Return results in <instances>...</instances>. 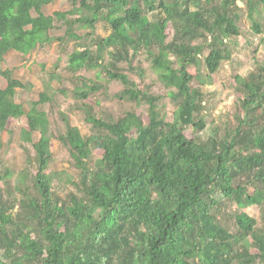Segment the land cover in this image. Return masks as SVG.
<instances>
[{
	"label": "trees",
	"instance_id": "16d2710c",
	"mask_svg": "<svg viewBox=\"0 0 264 264\" xmlns=\"http://www.w3.org/2000/svg\"><path fill=\"white\" fill-rule=\"evenodd\" d=\"M55 1L0 0V81L7 83L0 131L27 118L23 170L2 158L0 138V264H264V66L235 77L237 124L224 134L205 131L200 89L230 56L225 39L240 36L237 0H70L64 12L46 15ZM244 1L254 21L264 15V0ZM99 22L109 34L95 39ZM57 24L65 31L56 41L79 42L68 70L103 74L122 86L117 98L135 104L97 116L89 100L101 83L75 84L70 95L92 132L83 135L61 112L65 130L55 138L78 171L67 176L65 196L54 185V132L40 108L52 97L40 93L27 110L16 96L29 87L2 69L9 54L51 44ZM254 27L261 33L258 21ZM145 61L167 89L170 119L161 96L128 73L144 78ZM229 203L237 206L232 229L217 216ZM250 206L259 207V219L241 211Z\"/></svg>",
	"mask_w": 264,
	"mask_h": 264
},
{
	"label": "rangeland",
	"instance_id": "374dc122",
	"mask_svg": "<svg viewBox=\"0 0 264 264\" xmlns=\"http://www.w3.org/2000/svg\"><path fill=\"white\" fill-rule=\"evenodd\" d=\"M258 0H254L256 3ZM70 0H56L55 3L46 7L44 13L53 15L56 12H64L69 8ZM237 8H232L237 14V26L240 36L225 39L229 47L230 56L222 61L218 72L214 76L213 83L201 87L202 103L205 104L204 113L207 120L205 131L217 129L219 134H224L225 126L232 127L237 124L236 113L238 112V100L240 92L238 91L235 77L248 76L249 73L258 72L264 66V15L256 19L260 23L261 33L255 31L254 20L249 16V8L244 0H237ZM256 18V17H255ZM58 29L50 34L53 38L51 44L38 47L31 54L24 56L19 53H11L6 57L2 69L13 72L14 77L29 88L24 91H18L16 99L29 110L34 101L39 100L40 93L48 91L52 100L40 106L50 119V129L54 132L51 138L50 150L52 152V161L50 169L57 172L58 176L54 180V185L59 194L65 196L71 190L69 183L66 182L68 175L76 177L78 171L72 169L68 150L64 148L55 136L65 130L64 114L72 126L79 128L83 135H89L92 132L91 126L84 122V113L81 110V103L76 101L70 95L75 84L81 80H94L100 82L101 89L92 94L89 100L95 115L102 117H116L125 110L134 108L135 104L131 100L119 99L115 93L121 91L122 86L111 82L109 84L102 81L103 74L96 71H80L73 73L67 68V57L73 48L79 44L73 41L60 43L56 41L58 37L64 36L65 28L57 24ZM84 34L83 31L80 32ZM109 34L108 28L104 23L96 24L91 31V37H106ZM135 62V61H134ZM126 67L125 64H123ZM145 68V77L138 76V71L128 72L130 77L137 82L140 88L145 91L160 95L158 105L166 112V119H170L173 112V105L170 97L166 94L167 89L157 79L156 74L150 69L149 64L143 62ZM136 71V72H135ZM108 81L107 78H105ZM197 86L196 83L193 84ZM0 87L5 89L7 83L4 79L0 81ZM50 88V89H49ZM65 93V94H64ZM147 105L142 103L139 111H144ZM63 112L64 114H61ZM264 115V113H263ZM27 118L24 116L11 123L10 131H0V138L3 141L4 148L1 150L2 158L9 165H12L16 171L23 170L26 166L25 153L21 148L20 130L26 124ZM38 139V135L35 136ZM237 209L235 204H227L224 209L218 212V218L221 222L232 229L233 219L231 213ZM249 216L259 219L260 209L257 206L241 208Z\"/></svg>",
	"mask_w": 264,
	"mask_h": 264
}]
</instances>
